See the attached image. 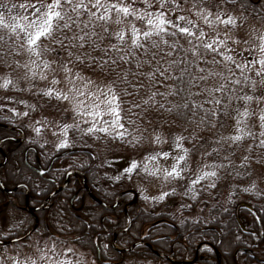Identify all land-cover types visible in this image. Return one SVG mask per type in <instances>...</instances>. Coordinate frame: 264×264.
Returning <instances> with one entry per match:
<instances>
[{"label":"snow or ice","instance_id":"6c2138e0","mask_svg":"<svg viewBox=\"0 0 264 264\" xmlns=\"http://www.w3.org/2000/svg\"><path fill=\"white\" fill-rule=\"evenodd\" d=\"M157 2L159 8L155 11L151 10L153 8L151 0H144V8H135L133 5L125 6L123 3H111L109 0H104V2L102 0H51V2H47V0H23L19 4L12 3L10 6L0 4V46H3L0 56L18 55L19 48H26L32 56L37 58L32 61V66H24L26 69L25 78L28 80H34L37 76L41 80L48 78L47 72L51 70V64L43 59V55L50 49L42 46L44 40L58 44L62 49L68 50L70 63L73 64H85L87 62L89 66L96 65L102 72L116 71V68L121 64L129 65L123 73H117L120 81L126 85L122 92L116 90L115 82L109 83L106 87L96 85L95 90H92L90 86L94 82L85 79L78 72L73 75L72 68L69 67L68 63H65L62 65V70L65 73L66 81L71 85L69 88L71 96L51 87L38 89L34 93L37 96L47 97L49 100L55 99L61 103L64 101L71 102L74 118L81 117L82 122L89 125L85 129H80L79 124H57L56 127L60 129V132L53 131V135L59 134L63 137L56 145L57 151L74 146L68 138L69 131L73 127L81 131L83 135H91L95 139L108 137L113 141L119 140L123 144L135 145L140 143L142 137L133 136L125 127L124 103L129 104L126 111L138 117L142 116L148 108H156L157 111L169 114L175 112L178 115H186L188 111H191L194 115L203 112L204 116L197 122L198 126L215 127V124L211 123V117L219 116L221 109H227L233 100L243 101V111L236 109L238 114L236 134L228 138L222 137L216 143H222L227 139L231 141L232 145H238L248 136L255 140L257 134L247 129L246 122L251 116L257 114L250 112L248 105L253 101L259 104L264 98L250 95L247 92L241 95L240 92L248 88L255 93L258 87H264V34L258 37L259 43L255 48L246 47L244 49L250 56L254 51L257 55L251 56V58L244 57L243 53H236V49L230 45L241 43L247 45V40L235 39L229 32H225L222 38L218 30L215 31V34H210L200 24V21H203V24L208 28L224 25L225 28L236 29L242 26L238 18L219 10L213 13L204 6L206 0H193L192 8L189 11H192L197 19L193 20L184 15H176L174 22L169 18L168 12L175 15L177 9H182V5L178 0H157ZM234 2L235 0H218L217 8L220 9L222 6ZM242 7H247V4H242ZM261 7L264 8V5ZM92 9H96V11L93 12ZM101 9H103V12H101ZM113 10L118 17L122 14L123 18L132 17L134 20L145 22L146 30L143 32L136 28L134 23L132 24L130 47H124L126 43V33L124 31L115 33V39L119 43L102 47L103 37H99V34L94 30L96 25L93 18L97 21H104L106 25L111 19L110 14ZM85 13L89 16L88 23L81 22V16ZM7 14H12L11 22H9ZM257 15H259V12H257ZM119 22L118 19L117 23ZM89 23L92 24L91 29H89ZM85 29L89 30L85 31ZM103 31L105 33L109 32L107 26L103 28ZM68 32H71L72 35L68 36ZM178 36H184L190 48L183 50L185 53L183 56L175 60H169L166 64L163 63L164 57H173L174 53L181 50L176 39L169 43L166 37L178 38ZM153 37L159 39H153ZM86 43L93 51L99 49L103 56L98 59L91 56L90 53H85L71 59L73 57L71 49H82ZM162 44L168 49L167 51H164L161 47ZM138 50L139 55H137ZM110 53H117L118 55H110ZM232 53L236 54L233 55ZM189 54L191 59L188 58ZM158 56H160V59H157ZM209 56H211V59H208ZM237 56L240 59H237ZM153 62L156 67L151 72L144 74L139 71L145 64L151 65ZM133 64L136 71H132ZM201 65H205V67H201ZM208 65H211V67H207ZM256 65H259V67H256ZM221 66H223L224 71H217ZM17 67L20 66L17 65ZM176 70H179V76L172 74ZM252 71H255V77H258L259 80L248 75ZM141 75L145 76L152 87L156 86L157 75L164 79L176 80L180 86L170 89L167 93L152 91L147 99L137 101L135 97L138 96L140 88L143 87L138 79ZM130 77L136 78V83ZM217 78L220 82L215 86L200 88L201 83L207 85L209 79ZM78 81L80 82L79 86H77ZM58 83L59 81L55 78L51 81L53 85ZM0 88L5 91L9 89L23 91V89L17 88L11 79L7 78L0 83ZM193 88H200V90L193 92ZM28 90L31 91V87ZM122 95L131 96L133 99L122 102ZM176 95L180 96L182 102L169 107L166 102L167 97ZM200 95H205L206 98L202 101H196L194 97ZM157 97L162 99L158 100ZM9 102L16 103L12 99ZM19 103L24 106L26 111L19 113L15 108H9L8 111L12 112L13 117L29 116L30 112L36 110L34 105H29L25 101H19ZM205 105H211V107H205ZM136 109H141V111L137 112ZM105 117H108V119H105ZM258 119L260 122V132L258 134L260 139L255 147L264 149V109L260 110ZM47 123L46 120L36 121L37 126H33V131L40 135L42 128L38 125ZM127 123L136 124V121L129 119ZM185 139L187 138L179 135L174 141L175 150L181 154L173 156L169 152L152 153L144 157L143 165L133 159L127 162V166L123 167L117 175L107 178L112 180L113 183L123 179L131 181L134 176L142 177L146 181L161 180L165 184L183 180L185 178L184 172L188 170L187 162L190 151L183 147ZM154 142L157 144L165 143L159 134L154 137ZM213 151L218 150L213 149ZM248 151L251 152L252 148L250 147ZM169 159L173 161L171 167L160 166L161 160L167 161ZM225 159L228 160L229 158L226 156ZM248 160L249 157H244V163L241 166H246ZM105 163L109 167L113 164L112 161H106ZM228 166V164L205 165L206 169L211 168L214 170L201 171L195 179H191L183 195L196 201L200 193L209 191L210 194L211 189L216 187V178H218L215 169ZM40 175H44V173L41 172ZM198 185L201 187H197ZM244 191H251V189H245ZM176 194V190L173 189L170 192L163 191L158 196L149 197L141 190V199L151 201L155 206L167 197H173ZM184 207L186 206L180 205L181 210ZM196 222L193 221V223ZM183 223L184 221H181V224ZM60 230H63V228L61 227ZM15 231H17V228L14 226L9 229V234ZM261 235H264V233ZM11 243L16 245L17 241L14 240ZM57 243L53 238L52 247L47 251L41 250L39 261L33 258L20 260L18 256H14L10 258L12 264H73L70 259L54 260L53 256L48 254L49 252L55 253ZM59 243L63 242L60 241ZM103 247L105 250L108 249L107 244ZM202 251L210 252L212 249L205 247ZM68 252H71V249L65 252V257H67ZM0 264H4L3 260H0Z\"/></svg>","mask_w":264,"mask_h":264},{"label":"trees","instance_id":"16d2710c","mask_svg":"<svg viewBox=\"0 0 264 264\" xmlns=\"http://www.w3.org/2000/svg\"><path fill=\"white\" fill-rule=\"evenodd\" d=\"M18 1L22 2L23 0ZM217 3L218 0H206L205 2L206 5H210L212 8H216ZM0 4L11 5L7 0H1ZM242 4H247V7H242ZM262 5H264V0H235L234 3L226 6L237 7L245 14H250L251 17L264 22V8L261 7ZM257 12H259V15H257ZM84 16L87 18V13H85ZM174 17H176V14L173 15V17L169 16V18L175 22ZM87 20L88 21L85 22V19L81 18L82 23H88L89 19ZM93 22L96 25L94 29L95 32L99 34V37H103L102 47H109L112 44L119 43L112 37L108 22L105 25L104 21H97L95 18H93ZM105 26L109 29L108 33L103 31ZM91 27L92 24L89 23V29H91ZM89 29H85V31ZM99 37H97V39H99ZM153 39L159 38L153 37ZM166 39H168L169 43H172V41L176 39L181 50L174 53L173 57H164L163 63L165 64L169 60H175L183 56L185 54L183 50L190 48L184 36H178V38L166 37ZM125 41L124 47H130L131 36L125 39ZM161 47L164 51L168 50L163 44ZM73 49L75 51L78 50L77 48ZM84 49H86L87 53H90L91 56L98 59L103 56V53L99 49L93 51L87 43ZM51 50L57 55L58 53H63L59 45L57 48L53 47ZM2 51L3 46H0V52ZM110 55L118 54L110 53ZM137 55H139V50ZM161 55L163 54L161 53ZM188 58L191 59L190 54ZM157 59H160V56H158ZM17 65V55L0 56V78L6 76L13 81L16 70L19 69ZM81 65L102 75L110 83L115 82L114 86L118 92H122L126 87L118 78L117 73H123V71L129 67L127 64H121L116 68V71L109 72H102L96 65L89 66L87 62ZM155 67L156 65L153 62L151 65L145 64L139 71L147 74ZM132 71H136L134 64L132 65ZM172 74L179 76L180 72L176 70ZM130 79H133V82L136 83V78L130 77ZM138 79L139 82L143 84V87L140 88L138 96L135 97L137 101L147 99L152 91L167 93L170 89L180 86L178 81L164 79L159 75H157L155 87L150 85L144 75H141ZM205 86V84L201 83L200 88H204ZM200 88H193L192 91H199ZM23 90L25 91L26 88ZM37 90L38 88L32 89L30 93L34 94ZM129 91H131V89H129ZM35 97H37V95H35ZM205 98V95L194 97L196 101H202ZM132 99L133 97L131 96H121L122 102L131 101ZM157 99L161 100L162 98L157 97ZM166 102L168 106L171 107L173 104H178L182 101L180 96L176 95L168 96ZM123 106L125 108V112L123 113L125 117V127L128 128L133 136L142 137L140 143H145L148 134L155 127L168 128L169 131L173 130L176 134L183 135L187 138L183 142V147L190 150L188 160L201 159V157H203L206 160L209 159L214 164H228L229 166L215 169L218 173L216 187L211 189L210 194L209 191L200 193L196 202H192L183 195L187 189L185 186L175 189L177 194L173 197L166 198V201L161 203L162 205L158 203L155 206L149 204L148 206L147 203L141 199V196L135 188H133L130 180L123 179L113 183L112 180L107 178L114 177L122 168L120 166H114L113 164L109 167L105 163L106 161L100 165V163L96 161L97 159H94L92 153L93 149L89 147L91 146L90 143H93V141L91 142L92 139L83 135L82 132L80 137L72 133L71 143H75L74 149L78 150L77 152H82L80 156H77V160H70L67 163L66 170L82 172L92 193L105 203H114V198L119 195L118 203L120 202L124 205L132 201L131 193L128 191L133 190L136 193L137 198L132 202L129 208V212L133 214L132 216H136L134 218L135 226L133 231L130 230L128 232L119 233L115 238V245L125 249L133 245L134 236L140 239L143 234V227L145 225H150L151 227L145 238L148 239L154 250L159 253H163L164 251L173 254V262H170L166 261L164 257L158 256L154 251L146 248V246H139L136 248L133 247L129 251L122 252L119 262L121 263L122 260H125L127 264H133L137 260L141 262L143 257H145L153 264H217L216 253L213 250L209 252L202 251V249L199 251L195 260L190 263H182L188 258H194L195 250L198 245L202 242H207L214 246L220 254L221 264H264V242H262L264 235H261L264 233V225L262 226V231L260 229V223L264 218V196L255 192L257 191L255 188L257 184H255V182L259 174H257L256 169L260 165L264 166V149L255 147L260 139L258 130H251L253 133L257 134L255 140L251 136H248L227 152L223 149V143H216V139L223 128V109H221L219 116L211 117V123L215 124V127H206L203 125L198 126L197 124L204 116L203 112L194 115L191 111H188L186 115H178L175 112L169 114L157 111L156 108H148L143 112L142 116L138 117L126 111L129 107L128 103H124ZM205 107H211V105H205ZM145 108H147V106H145ZM136 111L140 112L141 109H136ZM129 119L135 120L136 124H128L127 120ZM0 123L14 126L11 122H7L1 118ZM8 134L11 135L12 133L4 128H0L1 137ZM194 136L195 139L193 140ZM115 143L130 150H134L140 145V143L135 145L123 144L119 140H116ZM250 147L252 148L251 152L248 151ZM23 148L24 146L15 148L14 143L10 142L2 144V150L7 160L5 164L0 167V181L7 189L13 188L19 184H25L31 192H34L37 181L41 179L26 167L23 161ZM35 149L40 157L45 159L44 163H46L48 161L47 156L50 153H45L38 147H35ZM213 149H217L218 151H213ZM62 151L65 152L66 150ZM68 151H70V149H68ZM198 155L201 157H198ZM210 155L212 156L210 157ZM226 156L229 158L228 160L225 159ZM246 156L249 157V160L246 162V166H241ZM2 160L3 158L0 151V162ZM229 160L231 161L230 164ZM56 180L59 183L62 182V174L58 176ZM40 186L42 191H47L51 185L43 180ZM197 187L201 186L198 185ZM245 189H251V191H244ZM18 192L22 193L23 190L20 189ZM60 195L58 201H55L56 209L51 213V217L48 220H45L44 216L42 217V229L44 231L39 237L50 238L52 240L51 230L55 232V234H60L59 236L53 237L59 241L80 244L83 240L92 241V237L98 236V241L101 240V245H103L102 242L108 245V249H104L108 254L107 256L109 257L110 255V257H114L117 253L110 246V241L113 233L118 228H122L125 225L126 216L124 212L121 211L115 218H112L113 220L110 221L108 219V221H103V223L100 224V218L102 217L100 213L104 212L101 207L95 205L93 212L96 216L91 217V220L85 216L77 218L70 212L68 200ZM88 201L93 204L91 200L88 199ZM23 202V196L18 195V203L21 205ZM197 202H199L200 211L196 209L199 212L191 219L186 217L187 212L195 211L190 210L192 206L188 207L189 205L187 204H195ZM181 204L186 206L183 210L180 208ZM0 205L4 207L0 210V239L8 235H11L9 239H12L16 238L18 233L20 236L24 234L28 230L26 227L33 222L31 216L23 210L16 209L8 201L7 194L1 189ZM168 221L174 226H168ZM181 221H184V223L181 224ZM193 221L197 222L193 223ZM262 223L264 224V222ZM14 226L17 228V231L9 234V229ZM61 227L63 230H60ZM3 231L5 233H2ZM131 232H133V235ZM152 238L154 240L150 241ZM103 239L105 241H102ZM8 240L0 244L1 251L3 249L2 247L7 245L14 246L12 243H8ZM24 241H26V239L17 242L16 245L22 244ZM239 248H247L248 251L237 253L235 258V252ZM82 251L86 252V249ZM103 258H106L104 254Z\"/></svg>","mask_w":264,"mask_h":264},{"label":"rangeland","instance_id":"374dc122","mask_svg":"<svg viewBox=\"0 0 264 264\" xmlns=\"http://www.w3.org/2000/svg\"><path fill=\"white\" fill-rule=\"evenodd\" d=\"M1 1V0H0ZM5 1V0H4ZM9 3H16L19 4L18 0H7ZM22 1V0H20ZM256 1V0H252ZM23 2V1H22ZM47 2H51V0H47ZM104 2V0H102ZM111 3H117L121 4L123 3L125 6L127 5H133L135 8H144L145 3L144 0H109ZM153 4V8L151 9L152 11H155L156 9L159 8V3L157 0H151ZM178 2L182 5V9H177L176 10V15H184L186 17H189L193 20H196L197 17L193 15L192 11H189V9L192 8V3L193 0H178ZM206 8L210 9L213 13L219 11H223L227 13L228 15H232L240 21L242 24L241 27L236 28V29H231L225 28L224 25H217L215 28H208L203 24V21H200V24L202 27H204L206 32H209L210 34H215V31H219L221 34V37L223 38L225 32H229V34L234 37L235 39L244 41L247 40L248 44L245 45L243 43L239 45L232 44L230 45L232 48L236 49V53H243L244 57L251 58V56L257 55V53L254 51L251 53V56L248 52L244 51L246 47H252L255 48L258 43V37L261 34H264V22L260 21L259 19L251 17L250 14H245L241 10H239L237 7H227L222 6L220 9L217 8H212L210 5H204ZM93 12L96 11V9H92ZM101 12H103V9H101ZM111 19L108 21V25L112 34V37L115 39V33L119 31H124L126 33L125 39H128L131 36V26L134 23L135 27L140 29L141 32L146 30L145 22L141 20H134L132 17H127L123 18L122 14L121 16L118 17L116 12L113 10L111 12ZM9 22H11V16L12 14H7ZM168 16L173 17L172 12H168ZM246 17V19H245ZM81 18L85 19V22H87L89 19V16L87 14V18L82 15ZM176 18V17H174ZM226 18V17H224ZM120 20L119 23H117V20ZM68 36H71V33H67ZM43 47H46L50 49L48 52L44 53L43 59L47 60L51 64V70L47 72V79L46 80H41L39 76H37L34 80H28L25 78V65L32 66V61L36 60L37 58L32 56L26 48H19V54L17 55V63L20 66L19 69L16 70L15 76L13 78V82L16 85L17 88L19 89H25L24 91L17 92V91H12L11 89L5 91L4 89L0 88V118L7 121L11 122L14 126L20 127L24 133V136L26 138V142H28L29 145L38 147L43 150L45 153H50L49 155L56 154L62 150H67L70 149L72 150L71 154L72 157H69L66 161H63L62 163L69 162L70 160H77V156L81 155V152H77L78 150L74 149L75 143H72L74 146L69 147L67 149H61L60 151L56 150V145L59 143V141L63 138L61 135H53V131L59 133L60 129L56 127L57 124H70V125H76L79 124L80 129H85L89 125L84 124L82 122L81 117H75L74 118V113L72 111V103L69 101H64V102H58L55 99L49 100L47 97L43 96H37L35 97L34 94L30 93L28 90L31 87L32 89H46V88H55L59 91H62L64 93L69 94L70 96L72 95L69 93V88L71 87L70 84L65 79V73L62 70V65L65 63L69 64V67L72 68L73 75L75 73H80L82 77L85 79H90L93 81V85L90 87L92 90H95V86L99 85L101 87H106L110 82L103 77L102 75L98 74L97 72L90 70L81 64L78 63H70V58L68 57V50L62 49L63 53L60 54L58 53L55 54L54 51L51 49L53 47L57 48L58 44H55L53 42H50L48 40H44L42 43ZM78 50H72L73 52V57L71 59H74L75 56L77 55H82L87 53L86 49H81L77 48ZM236 53H232L235 55ZM208 59H211V56L208 57ZM219 59V57H217ZM237 59H240L239 56H237ZM201 67H205V65H201ZM207 67H211V65H208ZM256 67H259V65H256ZM38 71H40L38 69ZM217 71H224L223 66L219 67ZM225 74H227L225 72ZM248 75L256 80H259L258 77H255V71L249 72ZM7 78L6 76L4 78H0L1 83L3 80ZM55 78L56 80L59 81L58 84L53 85L51 84L52 79ZM8 79V78H7ZM220 81L217 79H209L207 81V87H213ZM80 85V82H77V86ZM244 92H247L250 95H255L258 97L264 98V87H258L255 93L251 92L250 89L245 88L243 92H240V94H244ZM15 100L16 103H10L9 100ZM19 101H25L29 105H34L36 110L34 112H30L29 116L25 117H13L12 112L8 111L9 108H15L17 112L23 113L26 111L24 106L19 103ZM236 109H240L243 111L244 109V103L243 101H236L233 100L231 105L227 109H223V125H222V130L216 141H220L221 138H228L236 134V119H237V111ZM261 109H264V100H262L259 104H257L256 101L251 102L248 105V110L250 112L256 113L257 115L251 116L246 124H247V129H257L258 132H260V122L258 119V114ZM105 119H108V117H105ZM46 120L48 121L47 124H41L38 125L42 128V132L40 135H37L33 131V126L36 125V121H43ZM133 120V119H132ZM72 133H75L78 137H80L81 131L77 130L75 127L70 129L68 138L71 142L72 138ZM159 134L162 139L165 141L163 144H157L154 142V137ZM19 136L20 133H19ZM88 138L92 139L90 143L91 146L90 148L93 149V156L94 159H97L98 163L102 165L105 161H112L114 166H120L121 168L127 166V162L135 159L138 162H140L141 165L144 163V157L156 153V152H169L173 156L179 155L177 150L174 148V141L178 134H176L173 130H168V128L164 127H155L147 136L145 143H140L137 148L134 150L126 149L123 146H120L118 143H115L112 139L108 137H102L100 139H95L91 135H85ZM260 138V137H259ZM35 141V143H33ZM224 145L223 149L227 152H229L234 145L231 144L230 140L225 139L222 142ZM259 143V142H258ZM43 145V147H41ZM231 145V146H230ZM75 150V151H74ZM48 155V156H49ZM47 156V157H48ZM212 155H210L211 157ZM198 157H201L198 155ZM173 161L171 159L167 161H160V166L161 167H171ZM188 170L184 172V179L177 181V182H172V183H163L161 180H151V181H146L142 177H136L134 176L133 179L131 180V185L135 190L139 193L141 196V190L144 191V194L149 196V197H154L158 196L161 194L163 191H170L174 189H179L182 187H188L190 184L191 179H195V177L204 170H213L211 168H205V165H214L209 159H204L203 157L194 159V160H188ZM257 174L258 178H256L255 184H257L255 187L257 191H255L257 194H262L264 196V166H259L257 169ZM78 184L83 185V180L79 177H77ZM188 185V186H187ZM132 197V202L135 201L137 198L136 195H131ZM168 198V197H167ZM191 200V199H190ZM198 200V199H197ZM196 200V201H197ZM166 201V199L164 200ZM162 201V202H164ZM192 202H196L191 200ZM201 201V200H200ZM199 201V202H200ZM147 205H153L151 201H145ZM160 202L159 205H162ZM199 202L195 204H187L192 206V209L190 210H195V211H190L187 212L186 217L188 218H193L197 214V212L200 211L199 209ZM148 205V206H149ZM165 206V205H164ZM4 208L3 205H0V210ZM198 209L199 211H197ZM3 227V226H2ZM8 227V226H6ZM30 225H28L26 228H29ZM150 225H145L142 230V236L140 239H143L144 236L147 235V232L149 231ZM9 228V227H8ZM43 229H37L33 234H31L26 241H24L22 244L19 245H14V246H9L7 245L6 247H2V251L0 250V258L3 260L5 264H12V260L10 259L11 257L18 256L20 260H24L25 258H33L39 261V257L41 255V250L47 251L52 247L53 244V237L59 236L60 234H55V232H50L52 233V240L50 238H40L39 235L43 234ZM2 233H5L4 231ZM7 233V232H6ZM8 235L6 238H2L0 240H3L4 242H7L9 239ZM17 236H20L19 233ZM16 236V237H17ZM62 237V236H60ZM143 237V238H142ZM58 243L56 244V250L55 253L49 252L48 254L53 256L54 260H59V259H70L73 261V264H104L100 263L99 261L96 260L97 255H96V250H95V244L92 243V241L88 240H83L82 242L72 244L70 242H65L62 241L63 243H59L60 241L54 238ZM103 241H105L103 239ZM262 241V240H261ZM263 242V241H262ZM92 243V245H91ZM143 243V242H142ZM100 246V255L107 256L108 254L104 250V245L105 243L102 242L103 245L98 243ZM208 247L210 248L209 245L207 244H201L200 248H205ZM71 249V252H68L67 257H65V252ZM86 249V252H83L82 250ZM158 255V254H157ZM110 256V255H109ZM120 258H117L115 255L114 257L111 258V262L106 264H118ZM143 257V260L140 262V260H137L133 264H153L151 263L148 259ZM191 259V258H188ZM189 261V260H188ZM237 263V262H236ZM120 264H127V261H123ZM156 264H161V263H156Z\"/></svg>","mask_w":264,"mask_h":264},{"label":"flooded vegetation","instance_id":"af4514ba","mask_svg":"<svg viewBox=\"0 0 264 264\" xmlns=\"http://www.w3.org/2000/svg\"><path fill=\"white\" fill-rule=\"evenodd\" d=\"M0 128H4L5 130L12 133L11 135L8 134L2 137L0 136V151L2 154V158H3V160L0 162L2 163L0 167L3 164H5L7 160V157L2 150V144L6 142L14 143L15 148L24 146V148L22 149V154H23V161L26 167L32 173L36 174L41 179L37 181L34 192H31L25 184H19L13 188L7 189L1 182L2 185L6 188V190L8 191L13 190V192L11 193H8L7 191L4 192L0 186V189L4 193L7 194L8 201L16 209L21 210V211L23 210L25 213L31 216L33 222L27 230L28 232L31 231V233L28 236L33 234L37 229H42V217L44 216L45 220H48L51 217V213L53 212V210L56 209L55 201L57 202L59 195L62 194L60 196H64V198L68 200L70 212L77 218L79 217L81 218L85 216L89 220H91L90 219L91 217L96 216V214H94L93 212L94 210L93 208L95 207V205L101 207L104 212V213H100L102 214L101 215L102 217L100 218V224L103 223V221H106V220L108 221V219L111 221L113 220L112 218H115L116 215L119 214V212L121 211L124 212L126 216L125 225L122 228H118L113 233L112 239L110 241V246L112 247L114 251H116L117 258H121L122 252H123L122 249H125V248L116 246L117 249H115L113 248L112 244H113V241L115 242V238L117 237L119 233L128 232L130 230L133 231V228L135 226L134 218L136 216H132L133 214L129 212V208L131 207L132 202L131 201L127 202L124 205L119 202L114 205V203H105L102 200L108 207H110L109 209L96 203L90 197L89 193L91 194L93 193L88 187L86 183V178L84 177L83 173L80 171H76V170H66L67 162L62 163L63 161H66L69 157H72V155L74 154V153L71 154L72 150L71 151L66 150L65 152L62 151L56 154L54 153L52 155H49L47 157L48 161L44 163L45 159L40 157V155L37 153L34 146H31L28 144V142H26V138L24 134L19 136V133L22 130L20 127H16L12 125H4L0 123ZM35 169L47 170V172H45L44 175H39L35 171ZM61 174H62V182L59 183L57 182L56 178L60 176ZM77 177L81 178L84 181L83 185L78 184ZM43 180L47 182L49 185H51L47 191H42L41 189L40 185ZM22 186H26V187H22ZM20 189L23 190L22 193L18 192L20 191ZM18 195L20 196L22 195L24 198V202L21 205L18 203ZM88 199L91 200L93 204H91L90 201H88ZM262 220H263L262 222H264V218ZM262 222L260 223L261 231H262V226L264 225ZM167 224L170 227L174 226L169 221L167 222ZM124 229H127V230H124ZM25 233L22 234V236L25 235ZM131 234L133 235V232H131ZM145 237L146 236H144V239H139L137 238V236H134V243H137L135 248L139 246H146V248L148 249L153 248L151 243H149L148 239ZM151 240L153 241L154 239L152 238L150 239V241ZM98 242H100L101 244V240L98 241V236L92 237V243L95 244V250H96V255H97L96 260L104 264L109 263V261L111 262L112 257L105 256L106 258H103V256L100 255L101 250H100V246ZM263 242H264V236H263ZM163 253H165L166 255H172L173 257V254H171L170 252L167 253L163 251ZM195 253H196V250H195ZM165 260L170 261V260H167L166 258ZM117 263L119 264L120 262H117Z\"/></svg>","mask_w":264,"mask_h":264},{"label":"water","instance_id":"95a60500","mask_svg":"<svg viewBox=\"0 0 264 264\" xmlns=\"http://www.w3.org/2000/svg\"><path fill=\"white\" fill-rule=\"evenodd\" d=\"M16 130V129H15ZM20 133L23 135V133L20 131ZM35 171L40 175V173L41 172H43V173H45V172H47V170H37V169H35ZM0 185H2L1 184V182H0ZM3 189V188H2ZM59 190V189H58ZM3 191H6L5 189H3ZM8 193H11V192H13V190H10V191H7ZM90 194V193H89ZM91 196V198L96 202V203H98V204H100V205H102V206H104L105 208H110V207H108L104 202H102V201H100L99 199H97L96 197H94V196H92V195H90ZM116 199H117V197H116ZM125 230V229H124ZM12 241H14V240H11L10 242H12ZM114 242V241H113ZM3 242L2 241H0V244H2ZM137 244V243H136ZM136 244H134V245H136ZM133 245V246H134ZM133 246H131V247H129L128 249H125V250H122V251H129V250H131L132 249V247ZM114 247V246H113ZM116 249V248H115ZM244 251H247L246 249H244ZM158 255H161V256H164V257H166V259H170V256H167L166 254H159V253H157ZM182 263H189V262H187V261H184V262H182ZM217 263L218 264H220V259H219V256H218V254H217Z\"/></svg>","mask_w":264,"mask_h":264}]
</instances>
